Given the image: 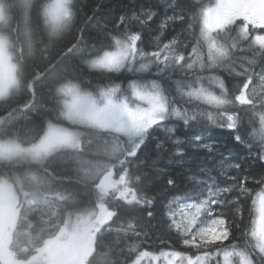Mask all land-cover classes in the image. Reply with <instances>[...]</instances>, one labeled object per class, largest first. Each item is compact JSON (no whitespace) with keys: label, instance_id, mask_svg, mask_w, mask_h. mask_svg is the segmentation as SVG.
<instances>
[{"label":"snow or ice","instance_id":"obj_1","mask_svg":"<svg viewBox=\"0 0 264 264\" xmlns=\"http://www.w3.org/2000/svg\"><path fill=\"white\" fill-rule=\"evenodd\" d=\"M106 8L0 0V264H264V0Z\"/></svg>","mask_w":264,"mask_h":264},{"label":"trees","instance_id":"obj_2","mask_svg":"<svg viewBox=\"0 0 264 264\" xmlns=\"http://www.w3.org/2000/svg\"><path fill=\"white\" fill-rule=\"evenodd\" d=\"M105 4L107 5V8H116L117 10H119L122 5L127 2V0H104ZM107 8L105 9V11H107ZM69 68H70V74L74 75L75 73L73 71H71V63L69 64ZM97 79H99L100 77L97 76ZM64 126H67V122L66 121H62L61 122ZM21 138H25L24 137V133L23 130H21ZM227 138V133L224 131H221L219 129L215 130V139L219 140L220 142H224ZM151 147V145L149 146ZM189 155H194L193 153H189ZM163 163V162H162ZM175 170H179V169H175ZM251 204V201H249V206Z\"/></svg>","mask_w":264,"mask_h":264}]
</instances>
